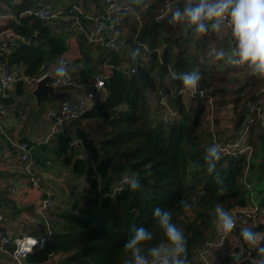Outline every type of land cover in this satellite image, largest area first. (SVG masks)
<instances>
[{"label": "trees", "instance_id": "16d2710c", "mask_svg": "<svg viewBox=\"0 0 264 264\" xmlns=\"http://www.w3.org/2000/svg\"><path fill=\"white\" fill-rule=\"evenodd\" d=\"M7 1L17 15L35 2ZM163 1L135 3L131 0L140 10L144 23L140 32L136 26L132 28L122 53L112 55L111 62L115 66H135L137 71L124 73L115 68L106 80V99L97 101L83 118L95 120L102 136L92 140L79 128L74 138L59 133L48 142L55 147V156H66L76 176H85V200L81 199V191L70 209L60 210L54 217L51 215L55 212L50 215L54 231L51 240L29 254L25 264H128L131 254L124 252L123 244L132 229L144 226L153 232V240L142 246L145 250L164 242L163 232L153 217L156 207L169 210L172 222L183 229L187 257L192 263L197 249L215 228L213 210L217 204L230 213L236 207L253 203L264 209V131L256 112L252 111L261 99L264 80L247 68L229 64L225 58L200 59V53L206 54L213 47L230 53L228 29L225 26L219 31L210 29L201 36L186 33L182 25L169 22L171 15L164 20L157 19ZM183 3L184 0L178 1L174 10ZM10 39L11 51L9 54L0 51V60L23 64L29 77L39 76L44 66L50 69L59 57L74 49L73 41L78 43L79 56L72 57L68 67L74 78L73 85L59 90H69L75 85L90 87L98 74L107 72V52L98 47L99 53L94 56L87 48L90 43L84 33L56 32L42 20L25 16L20 22L7 19L0 24V44ZM137 41L151 49L148 63L143 61V48ZM239 68L248 71L244 80L238 75ZM193 71L201 75L198 87L213 97L216 122L217 114L229 105L234 111L235 132L248 116L254 117L248 137L253 147L250 158L247 154L221 155L215 171H207L204 155L209 147L216 145V133L208 123V97L194 98L198 109L193 114L185 113L182 120L172 124L154 121L145 92L152 80L151 73L158 76L157 80L153 79L157 90L167 75L172 77L177 89L182 87L176 76ZM233 82L235 86L230 84ZM26 87L27 84L19 83L16 91L23 94ZM14 102L13 98L6 101L7 104ZM176 104L183 109L182 97ZM4 138L0 131L2 142ZM20 139L29 143L39 167L46 166L48 144L37 146ZM74 139L82 142L87 156H76ZM126 175L138 179L140 189L132 191L127 184L112 194L116 181ZM221 182L225 187L222 193ZM181 200L187 203V209L179 203ZM253 231L264 233V221L254 226ZM258 247H264V237L258 246H251L241 255L240 264H255L259 258Z\"/></svg>", "mask_w": 264, "mask_h": 264}, {"label": "built area", "instance_id": "2783aa9c", "mask_svg": "<svg viewBox=\"0 0 264 264\" xmlns=\"http://www.w3.org/2000/svg\"><path fill=\"white\" fill-rule=\"evenodd\" d=\"M178 1L180 0H164L159 9L157 19L164 20L171 15ZM25 16L36 17L42 20L56 32L66 34L84 33L90 44L103 49L108 54L105 59L107 72L98 74L95 77V81L82 97L74 101L72 98L65 96L58 102V106L47 107L45 117L51 122V135L65 134L64 126L66 123L82 120L86 113L92 110L97 101L106 99L108 94L106 80L115 68L124 73H135L137 71V67L135 66H115L111 62L112 55L122 53L126 45V37L132 28L136 26L137 31L140 32L144 23L140 10L129 0H96L93 9H87L77 2L55 8L47 0H35L31 6L24 9L19 15L3 8V2L0 0V22L7 19L20 22V19ZM137 42L143 48V61L148 63V53L151 52V49L146 43L142 41ZM12 45L13 41L11 39L5 40L0 44V51L9 54ZM216 51L217 49L213 47L206 54L200 53L199 58L204 59L205 56L214 57ZM228 54L226 53L225 59L231 64ZM61 60L66 63L67 68L72 61L69 54H63L50 69H46L44 66L41 74L36 77H29L23 64H10L7 60H0V131L5 137L0 146V163L17 161L27 177L28 184L39 190L36 210L46 224L45 230L37 235L17 233L8 224V215L0 210V253L11 257L16 264H25V259L29 254L38 248H43L51 240L54 231L50 222V215L57 208L58 201L51 189L45 184L44 177L40 173V167L31 152L29 143L6 132L5 125L14 115L12 104H7L6 101L14 98L13 93L16 91L19 83L27 84V86H36L48 74L53 75L51 83L56 89L73 85V77L69 71L66 77H58L55 72H52ZM157 94L158 111L163 122L166 124L174 123L180 113H183L181 106L176 105V100L179 97H182L183 110H185V107L190 114L195 113L198 109V104L196 101L194 104H188L186 100L188 95L193 99L198 96L208 97V107L210 109L208 119L212 128L215 129L214 100L204 90L197 87L193 91L185 89L184 86L177 89L172 77L167 75L159 84ZM252 111L256 112L264 131V91L261 94L259 103L252 107ZM254 120V117L248 116L242 127L229 140H220L216 137V134L214 135L216 145H219L222 149L221 155L239 156L247 154L248 158H250L253 153V147L249 143L248 137L251 124ZM125 177L129 176H123L116 181L112 194L121 191L127 185V183H124ZM10 190L12 194L19 193V188L16 186H12ZM231 214L236 220L233 231L224 235L218 232L216 228V235L200 245L194 260L197 258L204 259L214 247L224 246L226 241L233 236L234 232L243 227L245 223H253L256 226L264 221V209H261L255 203L248 207H236L231 211Z\"/></svg>", "mask_w": 264, "mask_h": 264}, {"label": "clouds", "instance_id": "9594fccd", "mask_svg": "<svg viewBox=\"0 0 264 264\" xmlns=\"http://www.w3.org/2000/svg\"><path fill=\"white\" fill-rule=\"evenodd\" d=\"M140 3V0H134ZM171 24H180L184 31L194 36L205 35L209 30L219 31L226 26L230 34L232 47L228 59L236 67L247 68L251 74L264 80V0H184L183 6L171 12ZM135 55V54H134ZM225 51L215 52L217 59L225 58ZM58 77H66L68 68L61 60L55 69ZM174 76L176 74H173ZM184 88L195 90L201 80L199 72L181 73ZM219 145L209 147L204 155L207 171L212 173L221 159ZM132 191L139 190L141 184L135 177H125ZM219 191H225L221 182ZM187 209L183 200L179 202ZM217 231L227 235L236 225L234 216L217 204L213 210ZM156 225L162 230L164 242L142 247L153 240V232L144 226L131 230L123 244L125 253L131 254L128 264H190L187 257L186 239L183 231L172 222V213L161 207L153 210ZM240 236L249 246H257L261 237L250 228L241 229ZM258 259L255 264H264V247H258Z\"/></svg>", "mask_w": 264, "mask_h": 264}, {"label": "crops", "instance_id": "0c3cea01", "mask_svg": "<svg viewBox=\"0 0 264 264\" xmlns=\"http://www.w3.org/2000/svg\"><path fill=\"white\" fill-rule=\"evenodd\" d=\"M35 1V0H34ZM51 2L55 8L64 7L71 5L73 3H81L87 9H93L96 0H47ZM131 1V0H129ZM3 8L8 11H12L8 6L9 2L7 0H2ZM8 2V3H7ZM21 0H10V3H19ZM99 9V8H98ZM6 21L3 20L2 23ZM0 23V24H2ZM74 49L71 50L69 55L73 58L79 56L78 54V43L76 41L72 42ZM93 46L92 44H90ZM94 56L98 55L99 49L95 48V51L91 52ZM55 72V68L52 71ZM74 79V78H73ZM35 86L28 85L23 94H18L17 91L13 93L15 102L12 104L14 115L7 121L5 125V130L8 134L27 139L30 143L38 145H46L50 140L55 138V135H51V122L45 117L46 123L44 125L38 123L35 119L29 117V105L31 103L36 104V109H40L42 105L48 101L49 106H58V101L51 100L49 97H45L44 102L40 107H37V101L35 96L32 93V90ZM87 85H75V88L67 90V97L72 98L74 101L82 97L88 90ZM17 90V89H16ZM30 91V98H25V103H23V95ZM32 96V99H31ZM186 100L189 104H194L195 100L189 95L186 97ZM149 102L151 104L152 117L156 123H162L163 120L158 111V94L157 90L155 93H149ZM26 104V105H25ZM178 106V104H176ZM184 105V104H183ZM191 106V105H189ZM182 109L183 113H180L177 120H182L184 114H190L186 110ZM190 112V111H189ZM71 123H66L64 130L69 136L76 133L80 128L83 129L87 134L95 140L102 136V131L97 129L96 121L90 118H85L82 120ZM78 142H81L78 140ZM2 139L0 140V146ZM46 161V166L42 167L45 170L44 179L45 184L51 189L53 194L56 196L58 201V211L55 209L51 216L54 217L56 213L60 210L70 209L71 205L60 203L63 200L61 194L63 192V183L62 186L60 182L61 177L65 176L64 172H55L52 165L53 160H50L48 157L44 160ZM58 162V161H57ZM54 172V173H53ZM46 176V177H45ZM57 176V177H56ZM59 176V177H58ZM49 179V180H48ZM16 186L19 188L18 194H11L9 188ZM39 197V190L31 187L27 182V177L23 170L20 168L17 161L12 163H0V210L6 211L8 215V224L17 232V233H26L37 235L42 233L45 230V221L39 214L36 212V204ZM59 198V199H58ZM65 206V207H64ZM57 211V212H56ZM52 220V219H51ZM50 220V221H51ZM216 225V224H215ZM253 224L245 223L243 227L239 228L234 232L233 236L229 238L224 246L214 247L204 259L197 258L190 264H240L241 255H243L251 246L245 243L240 236L241 229L250 228L253 231ZM215 231V229H214ZM210 233L209 237L215 234ZM261 236H264L263 232L258 233ZM214 237V236H213ZM0 264H16L11 257L0 253Z\"/></svg>", "mask_w": 264, "mask_h": 264}, {"label": "rangeland", "instance_id": "374dc122", "mask_svg": "<svg viewBox=\"0 0 264 264\" xmlns=\"http://www.w3.org/2000/svg\"><path fill=\"white\" fill-rule=\"evenodd\" d=\"M0 23H2V22H0ZM87 48L89 49L90 52L95 51V48L98 49V47H96L94 45L93 46L88 45ZM71 59H72V57H71ZM239 69H240V71H238V75H239V77L242 80H244L245 77H246V75H247V72L248 71H246L247 69L246 70L245 69H241V68H239ZM151 77H152V80L146 86V89H145V92H146V100H147L148 104L150 105V108H151V104L149 102V93H152V92L155 93V91H156V89H154L155 88L154 87L155 81L153 79H156L157 80L158 79V76H156V73L153 72V73H151ZM230 84L232 86H235L236 85L235 82L230 83ZM23 96H24L23 97V100H24L23 103H25V98L26 97L27 98L28 97L30 98V91H28L27 93H25ZM31 99H32V96H31ZM47 107H48V101H46L42 105V107L40 109H36V104L34 102L31 103L29 105V117L28 118L35 119L38 123L44 125L46 123V121H45V119L43 117L45 115V111H46ZM151 116H152V111H151ZM184 117H185V115H184ZM214 119H215V129H213L211 125L210 126H211V130H214V134L216 133V137L218 139H220V140H229L227 138L234 137L233 136V135H235L234 111L232 109V105H229L227 108H225L224 110H222L219 114H217V122H216V111H215V113H214ZM158 123H160V122H158ZM208 123H210V122H208ZM217 124H219V125H217ZM70 137L74 138L75 137V134L70 135ZM214 138H215V136H214ZM73 144L76 146V148H75V150L77 151L76 156H78V157L87 156V152H86L87 150L84 148L82 142H78L77 139H74V143ZM54 149H55V147L53 145L48 144L47 145L46 155L48 156V158L50 160H53L54 161L52 167L55 170V172H64L65 173V176H62L61 177V180H62L60 182L61 184H59L60 186H62V183H63V180H64V183H63V192L61 194L63 200L60 201V203L62 202L64 204L71 205L72 202L78 197V194L81 195V191H82V196H81L82 198L81 199L82 200H85V197H84V194H83L84 191H85L86 184H87V181H86L85 176H83V177L76 176L73 173V171H72V164H68L66 162V156H60V157L55 156L53 154V153H55L54 152L55 151ZM39 170H40V173L44 176L45 170L42 169L41 166H40V169ZM215 224H216V222H215ZM250 224H253V223H250ZM253 226H255V225L253 224ZM214 229H215V231L212 230V231H214L213 233H215L213 236L216 235V225H215V228ZM182 231H183V229H182ZM212 231L209 232V235H210V233H212ZM260 237H261V239H260V241H261L264 236H261L260 235Z\"/></svg>", "mask_w": 264, "mask_h": 264}, {"label": "water", "instance_id": "95a60500", "mask_svg": "<svg viewBox=\"0 0 264 264\" xmlns=\"http://www.w3.org/2000/svg\"><path fill=\"white\" fill-rule=\"evenodd\" d=\"M38 36H40L42 39L44 38V36L40 33L38 34ZM52 79H53V75L48 74L43 79H41L36 84L35 88L33 89L32 93L36 98L37 107H40L42 105L45 97H49L51 100L59 102L61 99H63L67 95L68 93L67 90L62 91V90L56 89L52 85L51 83ZM74 122L79 123L78 121H74ZM133 212L136 213V210H134Z\"/></svg>", "mask_w": 264, "mask_h": 264}]
</instances>
